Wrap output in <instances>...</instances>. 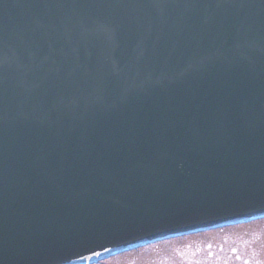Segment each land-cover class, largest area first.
I'll return each mask as SVG.
<instances>
[{"label":"water","instance_id":"1","mask_svg":"<svg viewBox=\"0 0 264 264\" xmlns=\"http://www.w3.org/2000/svg\"><path fill=\"white\" fill-rule=\"evenodd\" d=\"M263 216L264 0H0V264Z\"/></svg>","mask_w":264,"mask_h":264},{"label":"rangeland","instance_id":"2","mask_svg":"<svg viewBox=\"0 0 264 264\" xmlns=\"http://www.w3.org/2000/svg\"><path fill=\"white\" fill-rule=\"evenodd\" d=\"M92 264H264V217L163 238Z\"/></svg>","mask_w":264,"mask_h":264}]
</instances>
